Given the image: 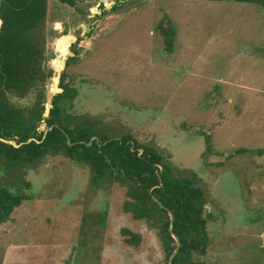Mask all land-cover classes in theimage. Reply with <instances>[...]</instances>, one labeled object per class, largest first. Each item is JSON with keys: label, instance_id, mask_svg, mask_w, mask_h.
Wrapping results in <instances>:
<instances>
[{"label": "rangeland", "instance_id": "374dc122", "mask_svg": "<svg viewBox=\"0 0 264 264\" xmlns=\"http://www.w3.org/2000/svg\"><path fill=\"white\" fill-rule=\"evenodd\" d=\"M117 2L76 0L71 8L49 0L45 68L53 76L46 108L59 93L56 51L64 57L81 38L78 61L67 70L78 91L73 113L128 133L197 175L210 239L198 261L264 264V7L124 0L115 8ZM165 17L176 29L172 54L159 30ZM10 101L30 108L34 95ZM206 136L213 153L204 158ZM241 149L247 154H236ZM27 180L34 201L0 228V264H167L157 231L129 215H111L81 246L82 217L115 199L88 191L87 169L47 157ZM124 228L146 240L141 252L122 246Z\"/></svg>", "mask_w": 264, "mask_h": 264}, {"label": "trees", "instance_id": "16d2710c", "mask_svg": "<svg viewBox=\"0 0 264 264\" xmlns=\"http://www.w3.org/2000/svg\"><path fill=\"white\" fill-rule=\"evenodd\" d=\"M59 1L71 8L77 4L76 0ZM201 1L264 7V0ZM123 2L118 0L114 7ZM48 4L49 0H0V139L19 146L0 141V227L10 223L25 202L34 201L28 173L47 157H64L88 170V191L108 192L115 198L104 210L82 217V247L88 232L107 227L111 215H129L135 223L157 231L167 264L176 249L174 237L180 246L172 264H205L196 259L205 256L210 243L207 200L197 175L176 169L153 147L137 144L130 134L112 131L90 115L73 113L78 91L68 81L67 70L78 61L81 38L69 55L67 51V56L55 62L56 72L61 71L59 93L46 108V87L53 76L45 68ZM159 30L166 52L172 54L176 29L165 17ZM30 95H34L30 108L16 107L10 101L11 96L25 99ZM205 139L204 158L213 153L209 136ZM247 152L241 149L236 154ZM121 238L122 246L135 253L146 242L127 228L121 230Z\"/></svg>", "mask_w": 264, "mask_h": 264}, {"label": "water", "instance_id": "95a60500", "mask_svg": "<svg viewBox=\"0 0 264 264\" xmlns=\"http://www.w3.org/2000/svg\"><path fill=\"white\" fill-rule=\"evenodd\" d=\"M69 54H70V53H69ZM0 141L5 142V143H7V144H9V145H12V146H14V147H16V148L19 147V146H17L14 142H11V141H5V140H2V139H0ZM160 206H161V205H160ZM161 207H162V206H161ZM171 222H172V218H171ZM174 239H175V241H176V249L174 250L173 254L171 255L168 264H172L173 258H174L175 255L177 254L178 249H179V246H180V244H179V240H178L177 238H175V237H174Z\"/></svg>", "mask_w": 264, "mask_h": 264}, {"label": "bare ground", "instance_id": "6f19581e", "mask_svg": "<svg viewBox=\"0 0 264 264\" xmlns=\"http://www.w3.org/2000/svg\"><path fill=\"white\" fill-rule=\"evenodd\" d=\"M68 37L69 36L61 37L60 40H59V44H63L68 39ZM67 53H68L67 55H69V51ZM60 58H61V56H60L59 50H57L56 51V60L58 61Z\"/></svg>", "mask_w": 264, "mask_h": 264}, {"label": "crops", "instance_id": "0c3cea01", "mask_svg": "<svg viewBox=\"0 0 264 264\" xmlns=\"http://www.w3.org/2000/svg\"><path fill=\"white\" fill-rule=\"evenodd\" d=\"M1 228V227H0ZM0 237H1V235H0Z\"/></svg>", "mask_w": 264, "mask_h": 264}]
</instances>
